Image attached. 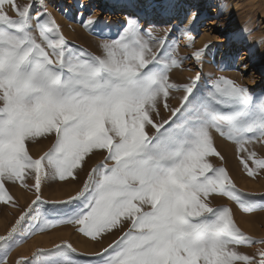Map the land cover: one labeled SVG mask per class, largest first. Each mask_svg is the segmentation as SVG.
<instances>
[{
    "label": "snow or ice",
    "instance_id": "1",
    "mask_svg": "<svg viewBox=\"0 0 264 264\" xmlns=\"http://www.w3.org/2000/svg\"><path fill=\"white\" fill-rule=\"evenodd\" d=\"M195 20L193 13L188 25ZM82 25L91 31L97 20L90 15ZM188 25L182 32L194 47ZM163 31L158 36L129 17L96 54L70 44L44 0H0V203L18 207L8 184L35 193L0 235V264L36 235L69 225L96 242L121 234L89 253L66 239L36 246L15 264H264V248L240 251L264 238L248 235L231 207L213 201L226 197L248 213L264 203L211 160L224 159L218 133L235 145L248 176L264 171V155L253 147L264 145V95L223 74L202 85L199 71L173 81L174 68L187 59L202 65L212 45L179 57L168 39L172 29ZM231 67L248 70L239 57ZM40 139L54 142L34 156L29 144ZM96 153L103 158L75 195L42 197L50 182L78 180Z\"/></svg>",
    "mask_w": 264,
    "mask_h": 264
},
{
    "label": "rangeland",
    "instance_id": "2",
    "mask_svg": "<svg viewBox=\"0 0 264 264\" xmlns=\"http://www.w3.org/2000/svg\"><path fill=\"white\" fill-rule=\"evenodd\" d=\"M143 1L146 3L144 11H146L147 16L141 18L137 14H133L131 17L137 19L142 28L151 27L158 36L165 35L164 29H172L168 39L171 44L178 45L177 56H190L194 48H201L209 41L211 42L212 47L202 57V65L197 64L192 59L184 60L181 67L174 68L170 73V78L173 81L185 83L199 71L202 85L223 74L247 86L255 96L264 95L263 73L260 67L252 65L243 50L244 46L241 42L247 40L258 46L262 50L264 61V42H260L264 40V0H173L172 3L171 0ZM18 2L22 4L31 3L32 0H18ZM170 3L171 7L178 4L182 5L186 14H196L195 24L197 27L194 29L188 26L193 28L191 35L195 37L194 47H188V40L183 35L182 29L185 23L172 20L170 15L169 19L165 20L164 16L161 15L160 10ZM80 4L84 5L83 9L79 7ZM44 6H46L47 11L52 13L70 44L96 54H100L98 47L100 42L117 38L129 18L124 19L126 9L110 10L109 2L101 4L100 0H44ZM36 10H43L39 3L36 4ZM81 12H83V18L79 16ZM148 14L149 19L147 18ZM216 14L223 20L222 26L219 28L209 26L205 29L206 26L202 24L206 19L211 18V15ZM90 15H94L97 20V25L91 31L82 25V19H86ZM157 15H161L159 19L162 22L159 24L152 22ZM232 33L238 36V41L234 39ZM204 34H207L208 37L203 38ZM237 57L240 58L241 63L246 62L248 64V70L244 74L231 67L233 60ZM181 95L182 93L179 92L172 94V97H170L172 106L179 105ZM162 113L165 118L169 115L163 110ZM214 141L217 151L221 153L224 159L220 160L218 157H212L213 164L225 167L240 189L246 193L255 194L254 198L258 202L264 203V200H262L264 171H261L255 177L248 176L240 162L235 145L219 136L218 133H214ZM53 142V139H40L38 142L30 143L31 154L34 156L42 154L47 151ZM253 147L258 154L264 155V145L255 144ZM102 158L103 153L92 155L83 171H79L78 180L55 181L43 186L42 197L46 200H65L69 195H75L82 188L83 182L87 178V172ZM7 187L14 196L18 207L13 208L10 205L0 203V235L5 234L6 230L18 218L20 212L35 198L34 190L23 189L18 184H8ZM213 203L214 205L231 207L234 218L243 231L257 239L264 238V210L251 213L244 212L234 201H230L226 197H216ZM62 206L47 205L49 208ZM120 234L119 231L114 230L113 234H108L102 241L96 242L76 232L70 225L60 226L46 233H40L16 248L8 258V264H15V261L21 255L30 256L36 246L50 247L54 243H59L62 239L71 242L82 253L94 252L106 247ZM261 248H264V245L254 244L251 247H242L240 251L254 254L257 249Z\"/></svg>",
    "mask_w": 264,
    "mask_h": 264
},
{
    "label": "bare ground",
    "instance_id": "3",
    "mask_svg": "<svg viewBox=\"0 0 264 264\" xmlns=\"http://www.w3.org/2000/svg\"><path fill=\"white\" fill-rule=\"evenodd\" d=\"M107 3L109 2L110 4V10H117L119 9H126L125 11V16L124 19L126 17H131L133 14H137L138 16H140L141 18H145L147 16L146 11H144V6H146V3L143 0H100V3ZM173 2V0H171V3ZM171 3L166 6L165 8H162V10H160L161 15L164 16V19H169V15L172 16V20L174 21H178L179 23H185V25H188V18L191 17V15L186 14L185 13V8L182 5H174L171 7ZM161 15H157L155 18H153L152 22L159 24L162 22L161 19H159L161 17ZM149 14H148V19H149ZM211 18L206 19L205 22L202 24L204 26H206L205 29L209 28V26L212 27H221L222 26V22L223 20L220 18V16L218 14L216 15H211ZM197 20V19H196ZM195 21H193L192 25H188L190 27H193L194 29L197 27L195 24ZM205 35V34H204ZM203 38H207L208 35L204 36ZM232 35L234 36V39H236V41H238V36L234 33H232ZM244 48V52L247 55V57L249 58L250 62L252 63V65H256L258 67H260L262 73H263V80H264V61H263V55H262V50L256 46L253 45L252 43H250L247 40H243L241 41Z\"/></svg>",
    "mask_w": 264,
    "mask_h": 264
}]
</instances>
